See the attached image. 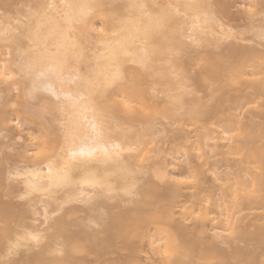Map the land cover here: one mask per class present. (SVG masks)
I'll return each mask as SVG.
<instances>
[{"label": "bare ground", "instance_id": "obj_1", "mask_svg": "<svg viewBox=\"0 0 264 264\" xmlns=\"http://www.w3.org/2000/svg\"><path fill=\"white\" fill-rule=\"evenodd\" d=\"M241 2L0 0V264H264V0Z\"/></svg>", "mask_w": 264, "mask_h": 264}, {"label": "rangeland", "instance_id": "obj_2", "mask_svg": "<svg viewBox=\"0 0 264 264\" xmlns=\"http://www.w3.org/2000/svg\"><path fill=\"white\" fill-rule=\"evenodd\" d=\"M230 1H231L230 5H229L230 6V8H229L230 11L231 12L233 11L234 13H237L238 9H240V7H241L240 5L242 4V2H241L242 0H230ZM95 24L98 25L99 24V20L95 19ZM195 95L199 97L197 99L202 103V105H205L206 103H209L210 96L208 95L207 92L200 91L199 93H197ZM193 96L194 95H188L189 100ZM263 120L264 119H262V121ZM21 127H23V126H21ZM166 128H167V133H168L171 128L170 129L168 127H166ZM167 133H166V135H167ZM168 134H170V133H168ZM167 138L169 139L168 135H167ZM167 141H169V140H167ZM163 145L167 149V150L165 149L167 151L166 152L167 153L166 154L167 161L168 162H175V164L177 166L176 167V171H177L178 169H180V167H179L180 166V162H178L179 159L177 158L178 161L175 159V156L178 157L177 156V152L172 148V145L169 144L168 142L163 143ZM177 163H179V166L177 165ZM176 171L175 170H173V171L171 170L172 173H175ZM114 250H115V248L114 249L113 248H107V249L102 250L101 252H99V254H96V253L94 254L91 251V252H89L87 254V257H86V260H85L86 262H84V264H123L122 263L123 260L122 259H121V261L118 260V257L117 256H118V254H123V255L126 254V251H124V250L119 251L118 250V252H117V250H115V251ZM81 254H82V252H81ZM81 254H78V255H81Z\"/></svg>", "mask_w": 264, "mask_h": 264}]
</instances>
